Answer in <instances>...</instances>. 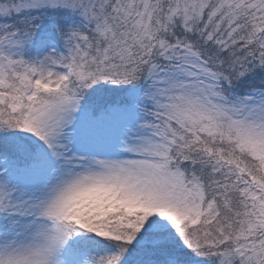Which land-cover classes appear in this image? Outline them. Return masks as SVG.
<instances>
[{
  "label": "snow or ice",
  "instance_id": "1",
  "mask_svg": "<svg viewBox=\"0 0 264 264\" xmlns=\"http://www.w3.org/2000/svg\"><path fill=\"white\" fill-rule=\"evenodd\" d=\"M0 264H264V0H0Z\"/></svg>",
  "mask_w": 264,
  "mask_h": 264
}]
</instances>
